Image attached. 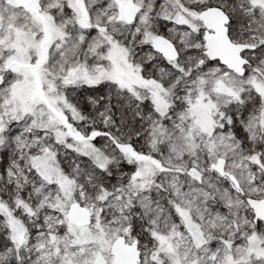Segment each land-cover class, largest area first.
<instances>
[{"label":"snow or ice","instance_id":"obj_1","mask_svg":"<svg viewBox=\"0 0 264 264\" xmlns=\"http://www.w3.org/2000/svg\"><path fill=\"white\" fill-rule=\"evenodd\" d=\"M0 264H264V0H0Z\"/></svg>","mask_w":264,"mask_h":264}]
</instances>
